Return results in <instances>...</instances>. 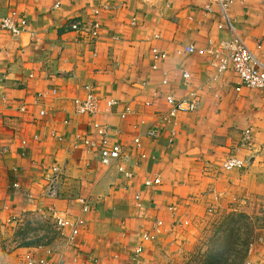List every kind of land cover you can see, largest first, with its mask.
Returning a JSON list of instances; mask_svg holds the SVG:
<instances>
[{
    "label": "crops",
    "instance_id": "1",
    "mask_svg": "<svg viewBox=\"0 0 264 264\" xmlns=\"http://www.w3.org/2000/svg\"><path fill=\"white\" fill-rule=\"evenodd\" d=\"M13 14L28 26L20 37L0 29V264H151L166 239L231 211L259 220L245 264H264V92L237 93L232 72L211 82L204 57L210 42L236 33L264 63V0H243L229 22L211 0H0V22ZM95 20L96 41L68 28ZM187 46L197 54L183 53ZM87 85L94 116L75 110ZM169 96L197 98L199 108L164 125ZM95 125L124 159L102 164ZM229 157L245 165L226 171ZM53 174L56 195L47 192ZM61 216L67 235L83 221L77 248L64 255ZM158 221L163 234L138 255Z\"/></svg>",
    "mask_w": 264,
    "mask_h": 264
},
{
    "label": "built area",
    "instance_id": "2",
    "mask_svg": "<svg viewBox=\"0 0 264 264\" xmlns=\"http://www.w3.org/2000/svg\"><path fill=\"white\" fill-rule=\"evenodd\" d=\"M144 3L152 4L154 0H141ZM212 3L220 7L223 17L226 22H229V11L231 8L238 4H243V0H211ZM97 16L98 12L94 11ZM27 20L24 17H20L16 14L3 18L0 22V29L3 32H7L14 37L23 36L27 31ZM70 31L78 33L81 36L89 38L91 41H96L100 38L102 25L99 21L95 20L91 23H84L81 21H75L68 26ZM159 36H155L158 39ZM257 48L262 49V44L258 43ZM183 53L187 55H196L197 48L194 46H187L183 48ZM153 55L156 60L164 61L166 55L160 52L158 49L153 50ZM204 57L207 58V66L209 68V78L211 82L218 81L228 72L234 73L238 78L239 84L236 88L237 93H241L244 89L251 91L264 92V63L256 57L245 39L240 35L233 33L232 37L228 40H222L218 42H210L208 48L204 51ZM183 79L186 84H190L191 75L183 69ZM86 97L84 99H77L75 101V110L77 115H89L94 116L98 112V98L94 92V88L90 85L84 87ZM41 95H39L40 98ZM199 99L194 98L191 100L184 99L178 100L174 96L166 98V103L169 107V112L166 115L160 116V121L164 125L176 124L177 118L181 114L196 112L199 108ZM111 105H117L116 102H111ZM130 110H128V113ZM127 114V112H126ZM44 116L45 112H41ZM95 129L99 131V134L103 136L102 148H101V162L105 166H111L114 163L125 158L123 147L118 144H112L108 137V131L104 127L95 125ZM250 131H247V136L250 135ZM160 132L156 129H149L147 136L149 138L157 139ZM137 147L141 146V141L137 139L135 141ZM87 145L94 146L95 144L87 142ZM245 165L244 161L229 157L225 162L224 168L226 171H233L241 169ZM121 173H124V169H120ZM47 192L50 195H56L58 191V180L55 174L48 179ZM156 184L161 183L159 179H156ZM13 188L16 192L20 191L19 184H14ZM173 210V209H171ZM56 229L60 233V239L64 243L61 255L66 253V249L77 248V237L79 230L83 226V221H78V227H72L70 235L66 234L68 229V223L66 218L58 217L56 222ZM164 224L162 221H158L153 230V234L144 235L141 240V244L138 246L137 254H142L146 244L153 243L163 233ZM26 264H51L47 259H31ZM57 264H64L62 261Z\"/></svg>",
    "mask_w": 264,
    "mask_h": 264
},
{
    "label": "rangeland",
    "instance_id": "3",
    "mask_svg": "<svg viewBox=\"0 0 264 264\" xmlns=\"http://www.w3.org/2000/svg\"><path fill=\"white\" fill-rule=\"evenodd\" d=\"M212 216L202 221L196 230L182 233L177 239H166L157 248L151 264H205L211 261L210 256L223 251L220 244L226 241L228 252L235 256L228 264H245L260 226L259 220L249 218L242 211H231L223 218Z\"/></svg>",
    "mask_w": 264,
    "mask_h": 264
},
{
    "label": "trees",
    "instance_id": "4",
    "mask_svg": "<svg viewBox=\"0 0 264 264\" xmlns=\"http://www.w3.org/2000/svg\"><path fill=\"white\" fill-rule=\"evenodd\" d=\"M231 241H232V238H231ZM228 246H229V243L227 241L220 244V247L221 249H223V251L221 253H216L213 257L210 256L211 261L205 262V264H228V261L230 262V259L235 257V256H232L230 252H228L227 250ZM228 255H230L229 256L230 258L227 257Z\"/></svg>",
    "mask_w": 264,
    "mask_h": 264
}]
</instances>
